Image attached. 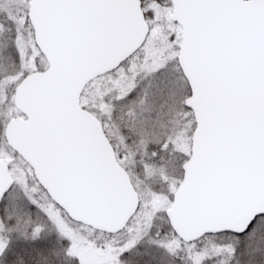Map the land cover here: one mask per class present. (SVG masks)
Wrapping results in <instances>:
<instances>
[{
  "label": "snow or ice",
  "instance_id": "snow-or-ice-1",
  "mask_svg": "<svg viewBox=\"0 0 264 264\" xmlns=\"http://www.w3.org/2000/svg\"><path fill=\"white\" fill-rule=\"evenodd\" d=\"M0 264H264V0H0Z\"/></svg>",
  "mask_w": 264,
  "mask_h": 264
}]
</instances>
